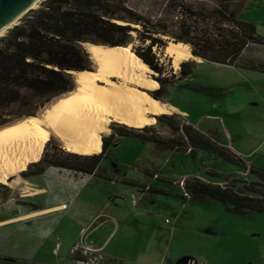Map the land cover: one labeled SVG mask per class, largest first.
I'll list each match as a JSON object with an SVG mask.
<instances>
[{"label": "trees", "instance_id": "obj_1", "mask_svg": "<svg viewBox=\"0 0 264 264\" xmlns=\"http://www.w3.org/2000/svg\"><path fill=\"white\" fill-rule=\"evenodd\" d=\"M216 1L215 8L199 11L179 1L177 6L184 19L174 29L161 19L140 14L127 4L128 0H41L0 36V127L36 116L51 101L72 91L75 83L71 72L91 69L90 56L83 45L86 42L125 46L138 41L140 45L131 49L157 73L153 78L159 82V90L191 76L197 64L194 60L182 61L177 76L171 73V68L163 66L153 48L163 54L170 40L189 44L193 55L209 62L264 71L263 63L242 56L250 44H264L255 25L238 18L246 0ZM194 14L213 18L212 27H200L197 22L191 26L187 18ZM164 72L167 75L161 76ZM155 117L157 122L166 123L172 136L164 137L149 125L142 128L119 125L114 133L102 137L99 153L78 154L55 146L51 153L43 151L39 160L28 163L20 175L28 178L56 167L110 180L100 161L110 155L109 147L116 134L151 143L156 152L187 151L195 157L201 151L248 170L257 180L237 179L240 188L226 179L210 182L191 176L180 185L182 196L197 203L220 202L241 214L264 212V168L247 166L245 159L223 141L219 130L201 131L177 113Z\"/></svg>", "mask_w": 264, "mask_h": 264}, {"label": "rangeland", "instance_id": "obj_2", "mask_svg": "<svg viewBox=\"0 0 264 264\" xmlns=\"http://www.w3.org/2000/svg\"><path fill=\"white\" fill-rule=\"evenodd\" d=\"M179 1L189 4L194 11H199L200 9L209 10L215 8L218 4L216 0H175L173 3L170 0H128L127 4L140 14L153 20L161 19L174 29H177L179 21L184 19L177 6ZM40 2L41 0L36 3L35 7ZM238 16L242 20H246V18L252 20V23L255 24L256 32L264 39L263 5H247L244 12L240 13L238 11ZM196 22L199 23L200 27L207 26L211 28L213 18L198 16L197 14L190 15V18H187V23H190L191 26L195 25ZM133 35L135 36L134 33ZM135 45L139 46L140 43L134 41L133 44H130V46ZM143 45H146V43ZM188 46L190 49L189 44ZM153 50L157 52L159 62L167 69L171 68V73L177 76L179 71L172 67V58L165 56L164 53H159L156 48H153ZM245 52L250 59L264 62V44H250V48H247ZM90 68H95L91 58ZM149 75L153 77L157 73L152 70ZM164 75L166 76L167 73L164 72L161 76ZM186 80V78L177 80L164 86L161 90L157 87L155 90L146 91L150 95L153 93L159 99L171 102L187 110V122L198 128L205 127L203 130L214 125L215 128L219 129L226 144L230 143L231 145L233 143L244 148L243 150L249 151L251 145L255 144L250 135V130L254 129L252 124L255 121L253 119L264 120V90H260L259 93L256 92L259 96H263V99L261 98L263 103L259 102L260 106H254L250 104L252 102L251 99L253 101L258 99L257 96L249 91L247 92L240 88L233 89V87L225 89L214 88V90L204 91L199 90L200 88L196 89V84H191V82ZM244 99L246 101H243ZM224 101H227L225 105H230L225 110L219 105ZM241 107L244 108L242 109ZM40 114L41 110L37 112V115ZM119 125L123 124L111 121L101 138L114 133L115 127ZM149 126L153 127L164 137L172 136L171 131L166 128L165 122H157L156 119ZM114 136L113 143L109 147L110 155L101 159L100 166L107 172L118 174L122 180L132 181L133 183H152L155 186L178 192L180 188L177 185H180L184 179L194 176L196 173V171L191 170L192 172L181 175V178H178L177 185L163 181V169L167 166V162L170 159L169 152H156L151 143L134 137H120L116 134ZM47 143L46 150L45 146L43 149L47 154L51 153L55 146H60L64 149V144L54 136ZM231 146L233 147V145ZM244 154L242 155L245 156ZM245 159H247V164H250L249 160L261 161L264 164V149H258L251 157H246ZM224 163L227 169L223 171V176L211 177L210 179L213 178L216 181L226 179L227 182L234 181L238 188L241 187V184L236 182L237 179L257 180L256 176L249 173L248 170L236 166L238 169L233 171L234 164L228 161H224ZM253 164L255 165V162ZM193 168L195 169L194 166ZM154 173H157L160 178H156L157 175L154 176ZM63 174H67L63 169L48 167L43 173L27 178L26 180L31 186L44 188L43 191L31 194H20V185L9 186L0 183V256H6L11 259L6 264H29L30 261L40 262L51 257L49 256L51 255L49 251L57 238L60 240L59 236H61L59 228L56 226V220L50 224L48 223L49 217L43 215L46 212H32L41 210L47 205L56 204L59 201V189L63 187L64 181L62 179ZM131 189L134 190L136 195L141 192L138 186ZM159 197L160 199L167 198L166 196ZM219 205L218 208L209 206L199 208L195 206L198 209L214 210V212L207 214L205 224L215 231L207 235L209 242L206 252L204 250L196 252V246H192L193 254L191 257L197 260L203 258V262L208 264H264V212L248 211L243 214H237L229 206ZM197 213L201 218H204L205 211L193 212L192 216H197ZM70 263L74 264L73 261H70ZM0 264H5L1 258Z\"/></svg>", "mask_w": 264, "mask_h": 264}, {"label": "crops", "instance_id": "obj_3", "mask_svg": "<svg viewBox=\"0 0 264 264\" xmlns=\"http://www.w3.org/2000/svg\"><path fill=\"white\" fill-rule=\"evenodd\" d=\"M250 4L264 6V0H246L244 6L239 10L240 13L244 12V9ZM244 21L252 22L248 18ZM247 48H250V45L244 49L242 53L244 57H248L245 52ZM196 62L194 73L190 77H186V81L196 84V89L200 88L199 90L206 91L214 90V88H240L257 96L258 100L253 101L251 99L250 104L260 106L259 102H262L263 96H259L256 92L259 93L260 90H264V71L213 63L201 58L200 61ZM262 63L264 64V62ZM161 101L174 108L175 113L181 115L187 122V110L171 102ZM226 102L219 104L223 110L230 107V105H225ZM253 120L255 121L252 124L254 129L250 130V135L255 144L251 145L249 151L232 143L233 148L230 143H227L228 147L243 158L251 157L258 149H264V120L259 118ZM196 128L201 131L219 130L214 125L205 130H203L205 127ZM169 153L170 159L163 169L164 175L162 177L164 178L162 180L175 185H177L181 175L183 176L191 170L196 171L194 176L205 181L219 182L213 178L223 176V171L227 169L224 161L205 152L199 151L195 157H191L187 151ZM245 161L247 164V159ZM249 161L250 164L248 163L247 166H263L262 168H264L261 161ZM232 169L235 171L238 168L234 166ZM65 171L67 174L62 175L64 181L63 187L59 189V201L32 212H46L43 215L49 217L48 223L50 224L56 220V226H58L61 235L59 236L60 240L57 238L51 247L50 258L40 262L28 261L29 264H71L69 249L80 235L101 247L106 259L104 264H185L190 259L198 262L204 261L203 258L197 260L191 257L193 254L191 247L196 246V252L201 250L206 252L209 242L207 235L212 234L215 230L210 229L205 224V220L207 214L214 212V210L198 209L195 206L218 208L219 204L222 203L194 202L190 198L182 196L183 192L180 185H177L180 190L173 192L152 183L128 182L122 180L118 174L106 170L105 173L112 179L102 180L90 174H73L68 170ZM155 175H157L156 178H160L157 173H154ZM211 177L213 178L210 179ZM26 179L21 178L23 184L20 186V194H31L44 190V188L31 186ZM135 186L140 187L141 191L137 195L131 189ZM159 196H166L167 198L160 199ZM196 209L198 210L194 211ZM200 210L205 211L204 218H201L198 213L197 216H192L193 212ZM55 247H57L56 253H53Z\"/></svg>", "mask_w": 264, "mask_h": 264}, {"label": "bare ground", "instance_id": "obj_4", "mask_svg": "<svg viewBox=\"0 0 264 264\" xmlns=\"http://www.w3.org/2000/svg\"><path fill=\"white\" fill-rule=\"evenodd\" d=\"M33 0L8 25L29 7ZM84 47L95 64L94 69L72 71L75 88L54 99L40 115L29 116L0 127V183L22 186L20 173L28 163L40 159L45 143L56 137L64 149L78 154L101 151L102 134L111 121L134 128L153 124L154 116L175 113L169 104L154 98L146 90L159 83L149 75L152 70L129 45H92ZM164 55L178 69L182 61H200L183 42L168 41ZM19 176V177H18Z\"/></svg>", "mask_w": 264, "mask_h": 264}, {"label": "built area", "instance_id": "obj_5", "mask_svg": "<svg viewBox=\"0 0 264 264\" xmlns=\"http://www.w3.org/2000/svg\"><path fill=\"white\" fill-rule=\"evenodd\" d=\"M56 248L57 247H55L53 250V253H56ZM69 256L71 257L74 264H104L106 261L101 247L89 242L83 235L78 236L76 241L71 245L69 249ZM185 264L204 263L190 259L187 260Z\"/></svg>", "mask_w": 264, "mask_h": 264}, {"label": "water", "instance_id": "obj_6", "mask_svg": "<svg viewBox=\"0 0 264 264\" xmlns=\"http://www.w3.org/2000/svg\"><path fill=\"white\" fill-rule=\"evenodd\" d=\"M33 0H0V28H2L4 25H6L8 22H10L19 12H21L29 3H31ZM34 7H29L26 9L24 13H22L15 22H13L11 25H8L0 36L4 35V33L7 31V29L11 28L13 25L18 23V20L29 10ZM88 43V42H86ZM85 44V43H84ZM83 44V45H84ZM92 45H101V44H94L89 43ZM85 48V47H84ZM72 73V72H71ZM157 81V80H156ZM158 82V81H157ZM159 83V82H158Z\"/></svg>", "mask_w": 264, "mask_h": 264}, {"label": "flooded vegetation", "instance_id": "obj_7", "mask_svg": "<svg viewBox=\"0 0 264 264\" xmlns=\"http://www.w3.org/2000/svg\"><path fill=\"white\" fill-rule=\"evenodd\" d=\"M0 258L3 260V262H5V264L7 263V261H8V258L7 257H1L0 256ZM9 262V261H8Z\"/></svg>", "mask_w": 264, "mask_h": 264}]
</instances>
